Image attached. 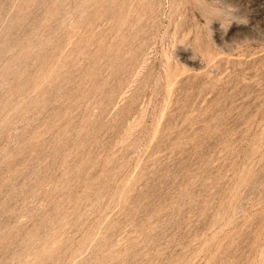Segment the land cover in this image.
I'll return each instance as SVG.
<instances>
[{"label":"rangeland","instance_id":"obj_1","mask_svg":"<svg viewBox=\"0 0 264 264\" xmlns=\"http://www.w3.org/2000/svg\"><path fill=\"white\" fill-rule=\"evenodd\" d=\"M0 264H264V0H0Z\"/></svg>","mask_w":264,"mask_h":264}]
</instances>
